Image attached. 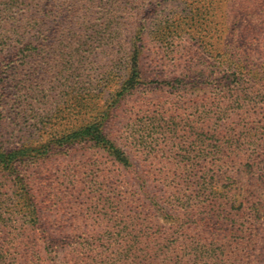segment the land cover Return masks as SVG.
Here are the masks:
<instances>
[{
    "label": "trees",
    "instance_id": "trees-1",
    "mask_svg": "<svg viewBox=\"0 0 264 264\" xmlns=\"http://www.w3.org/2000/svg\"><path fill=\"white\" fill-rule=\"evenodd\" d=\"M121 2L0 0V129L9 90L18 87L10 79L11 64L35 57L36 64L31 62L25 72V87H18L16 94L18 106L34 116L33 108L47 89L41 65L54 62L49 63L52 73L67 74L73 65L64 66L81 63L82 48L92 37L98 53H121L118 69H100L99 86H114L107 95L97 96L94 116L69 129L50 128L42 141L20 137L0 144V264H254L263 230L259 209L243 206L235 190L246 173L264 182V110L247 96L256 93L264 104V52L258 51V62L252 61L249 54L256 45L245 43L247 34L232 32L228 44L221 45V33L210 25L211 39L199 38L209 52L221 45L222 60L212 63L220 70L209 75L204 62L190 59L160 63L157 73L173 76L155 87L170 89H164L172 95L168 107L158 104L136 115L132 111L134 122L129 131H122L115 127L120 121L113 122L122 113V100L133 96L142 82L145 27L133 20L128 34L121 32L116 20L124 8ZM250 4L251 0H209L202 9L191 7L189 19L178 20L177 26L198 25V19L218 13V8L223 14L230 12L229 24L240 22ZM163 33L157 29L153 41L160 42ZM200 90L211 94L201 97ZM146 121L154 132H142ZM78 143L94 146V181H88L94 190L88 185L76 191L73 183L71 197L80 202V218L70 226L81 234L61 256L67 224L46 221L48 209L39 198L41 191L48 192L56 205L63 179L54 187L48 181L40 183L39 189L40 172L33 169L41 156ZM168 143L173 145L166 149ZM147 147L156 150L152 158L159 156L157 163L164 164L154 175L137 171L131 161L130 154Z\"/></svg>",
    "mask_w": 264,
    "mask_h": 264
},
{
    "label": "rangeland",
    "instance_id": "rangeland-1",
    "mask_svg": "<svg viewBox=\"0 0 264 264\" xmlns=\"http://www.w3.org/2000/svg\"><path fill=\"white\" fill-rule=\"evenodd\" d=\"M209 0H122V8L120 14L117 17V21L120 24L121 32L127 35L133 20H138L144 25L142 32V57H141V83L139 88L135 91V94L122 100L121 110L117 122L113 124L122 131H129L131 124L134 122L133 118L130 117L131 112L134 114L140 113L147 110L148 108H155L160 105L168 107V101L172 98V95H168L164 89H170L168 87L163 90H156L155 87H162L163 80L169 81L173 76L170 74L168 77L160 76L157 72L163 67L160 63H185L186 60L193 61V63L204 62L209 70L207 74L214 76L212 63L215 60H222L221 58V45L228 44L231 40L232 32L245 33V43L256 45L254 51L249 54V59L258 62L255 58L257 52H264V0H259L262 3L260 6L254 4V0H251V14L250 5L241 12L240 22H233L229 24L226 22V18L230 15L221 13L222 8H218V13L214 15H206L204 18L198 19L197 24H188L177 26L178 20H186L187 16L190 15L191 7L203 8ZM217 1V0H215ZM218 5V4H217ZM138 9H133L132 7ZM98 15V14H97ZM189 19V18H188ZM214 26L216 31H219L222 35L221 45H217L211 52L202 49L203 43L200 41V36L205 35L206 41L211 39V32L208 31L209 26ZM246 27L247 30L244 28ZM92 27L91 29H93ZM159 33H163L160 42H154L153 36L156 30ZM251 29V30H248ZM127 31V32H126ZM126 33V34H125ZM216 37V36H215ZM94 38L90 41L89 45L84 46L83 56L80 64H74L70 62L64 67L72 69L67 71V74L58 75L52 73L53 67H49L50 64L41 65L40 72L45 71L44 77L47 89L44 92L40 103L33 108L34 116L26 115L24 110L18 106V99L16 95L18 93V87H25L27 81H25V72L27 67L36 63L35 57L27 56L25 60L30 62L13 63L10 66H14L11 72L10 79H13V84L18 87L15 89L10 88V100L3 113V122L0 129V144L9 145L12 142L15 143L20 137L23 139H31L32 137L42 141L48 136L50 128L57 129H69L80 125L84 119H90L94 116V103L99 98L97 96L107 95L108 92L114 86L113 83L105 87L104 84L99 86L98 79L100 76L99 72L101 67L107 68L108 71H115L119 66L118 60H116L121 53L106 51L104 53H98L94 49ZM191 45V46H189ZM255 47V46H254ZM190 48V54L188 49ZM39 49L37 48V51ZM46 50V49H45ZM33 51V50H31ZM30 53V50H27ZM257 53V54H256ZM30 57V58H29ZM62 55V59L59 60L63 65L65 57ZM64 59V60H63ZM81 66V70H74V67L78 68ZM63 67V66H62ZM63 67V68H64ZM81 71V72H80ZM211 71V72H210ZM72 72L71 77H68L69 73ZM206 78V77H205ZM214 82V81H213ZM212 82V83H213ZM161 83V85H160ZM209 90V89H208ZM22 91V90H21ZM20 91V93H22ZM102 92V93H101ZM197 93V92H194ZM198 95L205 97L210 95L209 91L203 90L198 91ZM42 95V94H41ZM194 95V94H193ZM248 98L255 102L258 110H264V104L261 102V96L253 93L247 95ZM26 98V96L24 95ZM27 101V99H26ZM167 101V103H166ZM254 104V105H255ZM136 122V121H135ZM142 132L147 130V133L154 132L156 128L150 127L148 121L142 123ZM149 125V126H148ZM252 127L256 126L255 123L251 124ZM140 129V126H136ZM156 135V134H155ZM264 139V137L262 138ZM145 140V139H144ZM146 141V140H145ZM156 143V141H153ZM164 144V143H163ZM173 145L168 143L165 147L168 149ZM172 147V146H171ZM176 148V146H173ZM143 153L138 152L130 154L131 161L137 171H143V173H149L154 175L159 172L161 165L159 156L152 158L156 155V150H152L149 147L142 148ZM132 153V152H131ZM133 155V156H132ZM149 155H151L149 157ZM161 156V152L159 153ZM44 157V156H43ZM39 158L37 162L38 166L33 169L35 172H40V177L36 179L37 187L41 189L40 183L45 181L49 187L56 185L57 181L62 178V188H58L57 197L58 203L52 206L50 195L41 191L39 200L41 205L47 207L45 211L46 221L49 223H65L67 224L64 233L67 237L63 241V248L61 247L59 254L62 256L71 246L74 245L75 241L79 240L80 231L74 230L73 226L80 217L77 215V211L80 210V202L74 201V197H71V191L73 183L77 185L76 189L79 191H85L87 186L94 190V183L88 184L89 180L94 181V146L90 143H78L72 146L71 149L67 150L62 148L60 151L57 150L51 153L47 158ZM146 158L147 160H144ZM162 161V160H161ZM36 164V163H35ZM37 174V173H36ZM245 174V173H244ZM74 176V177H73ZM61 182V181H60ZM58 184V183H57ZM235 190L243 206L255 205L258 207L259 220L262 223L263 230L261 232L259 250L255 252L256 261L254 264H264V182L262 178H257L251 174L246 173L241 177V182ZM77 193H75V196ZM85 197V196H84ZM239 200V201H240ZM46 201L47 204H46ZM43 203V204H42ZM94 211V206H92ZM92 222V221H91ZM44 248L42 251H50Z\"/></svg>",
    "mask_w": 264,
    "mask_h": 264
}]
</instances>
